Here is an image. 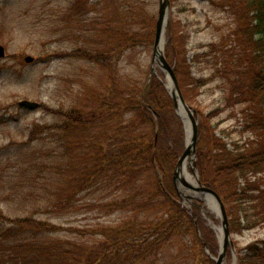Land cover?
Masks as SVG:
<instances>
[{"label":"rangeland","instance_id":"374dc122","mask_svg":"<svg viewBox=\"0 0 264 264\" xmlns=\"http://www.w3.org/2000/svg\"><path fill=\"white\" fill-rule=\"evenodd\" d=\"M159 3L0 0V45L6 54L0 60V208L6 214L34 215L78 227L86 234H70L68 238L90 246L102 240L101 231L123 221L136 217L152 220L153 212L149 215L148 211L122 212L104 207L116 195L120 197L115 187L102 184L106 174L98 178V184L77 193L72 205L56 206L57 193L66 183L65 176L58 175V164L64 162L56 156L61 144L53 127L63 122L59 117L62 113L101 104L99 94L109 89L111 79L119 86H143L151 70ZM244 10L241 0H171L164 52L183 95L186 91V101L196 111L200 140L194 166L198 171L199 150L214 149L217 138L228 151H235L236 144L250 147L249 140H258V134L246 124L249 104L241 103L243 98H233L236 88L251 78L254 69L247 37L239 33ZM85 52L104 53L108 60L112 52L109 66L92 61ZM27 57L34 61L27 63ZM158 77L166 87L165 75L158 71ZM23 100L38 102L41 107L34 111L22 109L19 102ZM35 129L43 130V134L32 138ZM188 172L194 179L193 170ZM245 177L248 181L244 177L239 180L243 198L227 202L222 198L235 245V252H228L226 264H234L235 259L239 264V254L247 246L264 240L263 222L255 228H243L248 221L261 219L260 213L259 219L256 214L261 206L258 208L249 198L259 187L264 189V171ZM64 191L71 193L68 188ZM193 201L199 205L190 204V208L212 230L215 245L207 243L206 247L203 240L204 247L194 231L179 234L146 264H198L199 252L207 249L211 256L218 257L219 232L214 227L221 228L220 220L212 211L201 208L203 202ZM197 225L198 236L203 239L198 220ZM58 236L65 237L61 233L49 240Z\"/></svg>","mask_w":264,"mask_h":264},{"label":"trees","instance_id":"16d2710c","mask_svg":"<svg viewBox=\"0 0 264 264\" xmlns=\"http://www.w3.org/2000/svg\"><path fill=\"white\" fill-rule=\"evenodd\" d=\"M241 2L245 10L239 14V33L247 37V52L252 58V63H248L254 69L251 78L236 88L233 98H243L240 102L249 104L246 124L258 134V140H249L250 147L236 144L235 151H228L227 145L217 138L214 149L199 150L197 163L202 182L214 188L225 202L244 197L239 185L241 178L264 171V0ZM137 38H133L134 47ZM109 53L110 60L104 53L84 55L109 66L112 52ZM148 80L138 88L126 83L119 86L111 79L109 89L99 94L101 104L59 116L63 122L53 127L61 144L56 156L64 162L58 164V175L65 176L66 184L62 186L71 193L66 194L62 188L55 202L58 207L70 204L77 193L98 184V178L106 174L102 184L115 187L114 192L120 197L116 195L104 207L122 212L148 211L149 215L153 212L152 220L140 221L136 217L123 221L101 231L102 240L90 246L68 238L70 234H86L78 227L34 215L12 217L0 208V264H146L154 261L153 257L176 235L191 231L204 247L203 240L215 245L214 233L182 204L173 182L174 170L184 151L183 124L161 78L154 74L149 84ZM105 94L107 97H103ZM42 131L35 129L32 138L42 135ZM257 191L249 199L258 208L261 206H255L261 219L248 221L243 228L264 223V189L259 187ZM195 220L203 239L198 236ZM61 233L65 237L49 240ZM198 255V264H214L204 250ZM239 264H264V240L247 246L239 254Z\"/></svg>","mask_w":264,"mask_h":264},{"label":"water","instance_id":"95a60500","mask_svg":"<svg viewBox=\"0 0 264 264\" xmlns=\"http://www.w3.org/2000/svg\"><path fill=\"white\" fill-rule=\"evenodd\" d=\"M171 0H160L159 13L156 22L155 40L153 46V57L151 63V72L148 80V84L152 76L158 75V71L163 73L166 77L167 84L166 89L174 103V108L177 116L182 120L184 124V130L186 135L185 150L178 160L176 165L173 182L178 190L181 198V202L189 207L193 203V200L203 202L202 209H208L216 214L221 223V228L216 229L219 232L218 240L220 245V253L217 258L211 256L216 264H226L228 252L231 250L235 252V245L231 235L230 222L225 203L221 195L211 187L206 186L200 179V174L194 163L197 160L198 143L200 140L199 122L196 118V111L186 101L183 92L181 90L178 77L174 68L168 62L164 47L166 43V31L170 20ZM5 56V48L0 45V59ZM27 63L34 61L33 57H27ZM38 102L30 100H23L19 102V107L22 109H28L31 111L40 108ZM189 169L193 170L195 178L188 172ZM187 188V189H186ZM197 206L199 204H196ZM197 230V220H195ZM207 247V245H206ZM206 252L209 254L208 249ZM234 264H236V259Z\"/></svg>","mask_w":264,"mask_h":264},{"label":"flooded vegetation","instance_id":"af4514ba","mask_svg":"<svg viewBox=\"0 0 264 264\" xmlns=\"http://www.w3.org/2000/svg\"><path fill=\"white\" fill-rule=\"evenodd\" d=\"M5 56H6V54H5ZM5 56H4V57H5ZM2 59H3V58H2ZM0 60H1V59H0Z\"/></svg>","mask_w":264,"mask_h":264}]
</instances>
